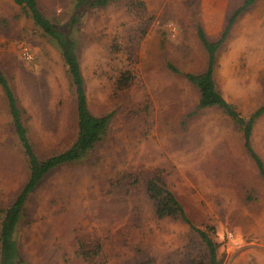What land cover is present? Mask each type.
Wrapping results in <instances>:
<instances>
[{
	"label": "rangeland",
	"instance_id": "rangeland-1",
	"mask_svg": "<svg viewBox=\"0 0 264 264\" xmlns=\"http://www.w3.org/2000/svg\"><path fill=\"white\" fill-rule=\"evenodd\" d=\"M73 1L37 0L59 25ZM241 1L115 0L81 11L72 36L88 108L110 122L92 150L49 172L30 194L15 235L21 260L7 264H209L195 230L178 216L156 215L149 181H162L214 242L216 264H264V180L241 132L212 108L196 110L198 94L183 76L206 66L197 26L218 5L232 10ZM0 70L40 158L67 149L77 133L70 76L12 0H0ZM27 176L0 88V212Z\"/></svg>",
	"mask_w": 264,
	"mask_h": 264
},
{
	"label": "trees",
	"instance_id": "trees-1",
	"mask_svg": "<svg viewBox=\"0 0 264 264\" xmlns=\"http://www.w3.org/2000/svg\"><path fill=\"white\" fill-rule=\"evenodd\" d=\"M32 19L41 32L48 37L50 42L59 51L63 63L66 66L71 79L75 99L77 133L73 143L65 150L41 159L34 149V145L28 135L17 99L10 84L0 70V88L7 104L11 126L17 143L25 157L27 167V179L13 201L0 212V253L1 264H7L13 260H21L17 256L15 248V235L20 221L25 214V203L38 187L39 183L52 170L62 164L72 163L82 158L88 151L101 140L109 122L110 114L95 116L88 108L84 80L81 73L78 47L72 34L75 27L79 26V16L82 10L108 5L115 0H74L73 9L68 21L59 25L50 20L42 11L37 0H12ZM255 0H243L242 3L229 15L221 36L215 40H209L201 26H197V35L206 51V66L199 72H185L184 78L194 87L199 94L196 110L216 107L229 116L236 123L242 133L243 146L256 164V167L264 178V163L251 147L250 135L254 120L264 111V105L257 108L249 116H242L236 108L227 102L216 88L213 78V69L216 51L225 40L228 31L236 19ZM168 67L179 73L178 69L168 64ZM147 191L154 200L155 213L158 217L178 216L190 228L195 230L209 251V264H216V245L207 234L195 227L185 215V211L176 196L169 189L149 181Z\"/></svg>",
	"mask_w": 264,
	"mask_h": 264
},
{
	"label": "crops",
	"instance_id": "crops-1",
	"mask_svg": "<svg viewBox=\"0 0 264 264\" xmlns=\"http://www.w3.org/2000/svg\"><path fill=\"white\" fill-rule=\"evenodd\" d=\"M257 1L248 6L232 23L225 40L216 51L213 69L217 90L242 116H249L264 105V9L259 10L263 3L256 6ZM254 6L255 10L250 11L249 9ZM236 8L223 10L218 5L217 13L215 9L209 12L207 21L203 27L201 26L205 34L211 37L209 40L215 41L221 36L227 18ZM245 45H249L250 50L241 55ZM195 91L198 94L196 89ZM198 98L199 94L194 104L195 108ZM210 108L218 112L226 124H233L241 132L240 127L222 110L216 107L198 110ZM241 139L244 148L242 133ZM250 142L254 152L259 157H264V111L252 124Z\"/></svg>",
	"mask_w": 264,
	"mask_h": 264
},
{
	"label": "built area",
	"instance_id": "built-area-1",
	"mask_svg": "<svg viewBox=\"0 0 264 264\" xmlns=\"http://www.w3.org/2000/svg\"><path fill=\"white\" fill-rule=\"evenodd\" d=\"M20 54L25 60H31L33 58V52L27 45H22Z\"/></svg>",
	"mask_w": 264,
	"mask_h": 264
}]
</instances>
